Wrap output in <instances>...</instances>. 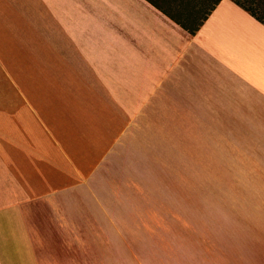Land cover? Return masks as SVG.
Masks as SVG:
<instances>
[{"label": "crops", "instance_id": "1", "mask_svg": "<svg viewBox=\"0 0 264 264\" xmlns=\"http://www.w3.org/2000/svg\"><path fill=\"white\" fill-rule=\"evenodd\" d=\"M244 6L264 0H0V264H50L40 231L80 229L77 194H168L170 264H264V24Z\"/></svg>", "mask_w": 264, "mask_h": 264}, {"label": "rangeland", "instance_id": "2", "mask_svg": "<svg viewBox=\"0 0 264 264\" xmlns=\"http://www.w3.org/2000/svg\"><path fill=\"white\" fill-rule=\"evenodd\" d=\"M252 9L264 16V7ZM16 73L20 75L22 72ZM2 79L4 108L9 101V86L5 82L9 79V72L3 71ZM152 170L147 167L145 174L153 173ZM10 195L14 194H1L0 204L9 202ZM69 195L71 199L65 195L66 205L73 206V194ZM77 197L75 205L81 213L65 217L67 221L78 224L80 229L60 232V229L50 226L40 231V247L46 250L45 256L50 264H170L161 257L166 255L165 248L158 250L161 255L155 256L153 242L154 238L168 235L163 229L154 230L155 224L164 226L171 222L168 194H124L118 200L110 194H80V197L77 194ZM31 205L37 204L33 202ZM191 219L194 223H203L206 228L208 222L217 221V216L194 212ZM178 235L180 237V233Z\"/></svg>", "mask_w": 264, "mask_h": 264}, {"label": "trees", "instance_id": "3", "mask_svg": "<svg viewBox=\"0 0 264 264\" xmlns=\"http://www.w3.org/2000/svg\"><path fill=\"white\" fill-rule=\"evenodd\" d=\"M255 6H244L243 8L247 10L251 15H253L256 19H258L260 22L264 24V16L263 15H258L255 13V10L252 8Z\"/></svg>", "mask_w": 264, "mask_h": 264}]
</instances>
